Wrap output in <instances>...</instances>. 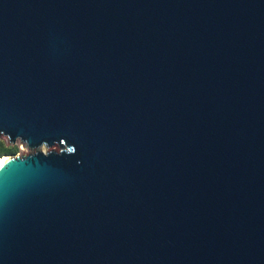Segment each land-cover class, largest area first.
Wrapping results in <instances>:
<instances>
[{
    "label": "water",
    "instance_id": "1",
    "mask_svg": "<svg viewBox=\"0 0 264 264\" xmlns=\"http://www.w3.org/2000/svg\"><path fill=\"white\" fill-rule=\"evenodd\" d=\"M0 136V264H264V0H0Z\"/></svg>",
    "mask_w": 264,
    "mask_h": 264
},
{
    "label": "rangeland",
    "instance_id": "2",
    "mask_svg": "<svg viewBox=\"0 0 264 264\" xmlns=\"http://www.w3.org/2000/svg\"><path fill=\"white\" fill-rule=\"evenodd\" d=\"M49 149L58 151L56 145H53L50 148H46V147L40 148V150L44 152H46ZM15 153L27 154L29 153V150L24 146L22 142L16 140L11 143L8 141V139L5 136H0V155L7 156L6 154L14 155Z\"/></svg>",
    "mask_w": 264,
    "mask_h": 264
},
{
    "label": "bare ground",
    "instance_id": "3",
    "mask_svg": "<svg viewBox=\"0 0 264 264\" xmlns=\"http://www.w3.org/2000/svg\"><path fill=\"white\" fill-rule=\"evenodd\" d=\"M6 155H7V156L0 155V164H2L7 158L10 157L8 154H6Z\"/></svg>",
    "mask_w": 264,
    "mask_h": 264
},
{
    "label": "built area",
    "instance_id": "4",
    "mask_svg": "<svg viewBox=\"0 0 264 264\" xmlns=\"http://www.w3.org/2000/svg\"><path fill=\"white\" fill-rule=\"evenodd\" d=\"M20 142V141H19Z\"/></svg>",
    "mask_w": 264,
    "mask_h": 264
},
{
    "label": "trees",
    "instance_id": "5",
    "mask_svg": "<svg viewBox=\"0 0 264 264\" xmlns=\"http://www.w3.org/2000/svg\"><path fill=\"white\" fill-rule=\"evenodd\" d=\"M14 152V151H13Z\"/></svg>",
    "mask_w": 264,
    "mask_h": 264
}]
</instances>
